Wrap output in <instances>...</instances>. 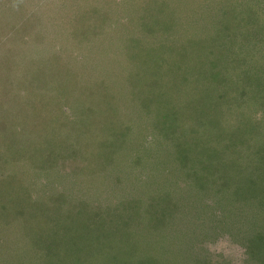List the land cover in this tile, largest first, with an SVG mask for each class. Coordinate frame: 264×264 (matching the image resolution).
I'll return each instance as SVG.
<instances>
[{"label": "rangeland", "instance_id": "1", "mask_svg": "<svg viewBox=\"0 0 264 264\" xmlns=\"http://www.w3.org/2000/svg\"><path fill=\"white\" fill-rule=\"evenodd\" d=\"M219 1L226 3L225 8L219 4ZM160 3H162L160 7L163 8L166 5L168 10L169 8L175 10V7L179 5L183 9V13L185 12L183 14L181 11V14L186 16L190 13V19L184 18V22L189 23L188 20H190L193 22L191 24L194 26L193 29L197 28V30L202 25L201 33L206 34L208 32L213 37L217 35L216 26L227 20V12L233 8H237L236 11L243 10L245 16L239 21V27L233 29L234 33L236 35L242 34L241 32H244L245 29L251 33L241 36L239 40L235 39L238 44L235 45L236 47L231 44L228 47L230 54L226 53L225 55H235L233 56L234 64L238 71H244L246 67L249 69L250 75L254 74L257 76V81L259 78L264 83V0H0V6L5 10V13L0 12V69H2L3 63L8 66L7 61L12 60L8 58L10 51L17 53L15 66L11 70L4 69L0 74V80H3L4 83V85H0V102L4 103L0 115H6L11 122L20 123L21 118L14 119L12 116L15 115L17 107H24L23 109L27 110L28 113L30 112L29 122L32 124L36 118L39 120L41 115L36 114L37 116H34L33 112L31 114L32 105L39 102L38 106L41 107L40 111L43 115H50L54 119L62 116L59 121H66V124L70 122V127L79 126L83 130L81 132L83 134L85 132L84 124L93 117L92 115H95L94 111L99 110V98L100 94H103L109 99H118L122 118L116 116L117 118H113V121L116 126L127 128L131 137L135 139L133 144H130L128 135L122 138L126 139L124 145L128 147L126 150L122 149L126 153V155H122L124 157L122 169L112 166V160H109V164L103 158L102 160L107 162L98 161L102 154L99 151L110 143V141L103 139L105 134L113 142L118 140V132H115L114 126H104L100 122V124L98 123L99 127L96 125L91 127L93 129L91 131L96 132V134H93L90 139L87 138L86 141H83L84 135H82L81 139L73 140V145L77 144L79 150L77 155L68 161L67 166L64 165L67 167L65 173L68 174L63 176L64 179H62V175L50 179L47 172L43 173L35 165L34 167L26 166L27 172L23 174L21 166L12 169L6 164L0 171L4 170L6 174H14L16 177L12 178L14 180L12 185L9 183L0 185V264H54L59 261L60 259L55 254L61 249L52 250V254L46 250L48 244L56 241L55 239L65 242L62 234H57L58 237H56V234L49 232L48 224L52 223L48 220L50 214L53 220H60L66 214L70 220L76 219L75 223L81 222L80 235L77 233L76 244H74L75 255H77V247L79 246L83 249L82 252H86V254L89 253L88 248L96 249L98 233L94 228L92 230L89 226L83 227L82 225V223L85 222L86 224L90 221L89 201L96 205L99 214H106L112 210L117 215L116 220L118 218L120 221L121 216H123L122 221L127 222L130 225L129 228L134 229L136 226L147 228L146 225L150 216L147 217L146 214L148 213L142 207L152 201L156 207L161 202L162 194L160 191L164 192V189L170 191L172 197L177 200L176 207L166 209V213L170 214L172 218L171 222L176 219L177 225L171 224L174 229L168 225L166 234H171L164 242L156 245L154 241L150 244L153 243L155 246L147 247L141 244L138 245L139 248H136L137 245L132 246L130 242L132 239L136 241L135 234H128V244L132 248L128 253L120 254V262L118 258L117 262L113 259L108 263L102 254L97 253L94 262L91 256H87L80 258L79 264H125L123 262L130 264L131 261L142 263L137 258L144 257L145 251L151 256H155V259L162 264H187L188 261L191 262L195 258L196 252L208 258L212 264H264L258 254L260 250L263 251L264 242L256 245L259 251L249 245L253 236L264 237V198L258 196V189L254 194L247 195L245 199L236 197L235 192L231 189L223 192V188H220L218 189L221 190L220 193L217 192V187L222 183V180L227 179L228 183L233 180L223 166L217 167V169L225 170L223 171V178H218L216 174L214 177L206 178L205 182L208 187L201 192L197 190L194 181H187L185 176L166 177L167 173H163L161 169L166 166L171 167V163L175 165V162L169 160H175L174 155L178 154L180 149H186V144L190 145L192 141H195L193 135L190 134L191 132L188 131L186 134L185 131L188 127L185 126L180 113L177 114L176 112L178 105L175 103H178L176 101L179 100L170 97L165 99L162 94L153 99L154 104L158 105H161L163 101H169L171 106L166 109V114L170 120V123L168 122L170 126L167 125L166 130L173 127L175 134L174 139L172 137L168 139L166 144L165 142L162 143L164 144L161 145L164 146L163 149H158L161 141L159 136L162 133L161 129L152 122L149 125L148 121L143 124L140 120L137 121L140 108L133 103L134 99L128 101L121 94V83L132 82L131 79H126L129 78L130 71L132 75L136 76L139 83L140 80L148 81L149 79L148 73L140 70L145 66L138 67L143 65L140 63V59L145 57L141 50L155 48L162 41L173 44L177 42L178 34L175 30L170 32L154 31L158 29V26L153 23L157 18L151 9L159 7ZM18 8L20 11H17L16 14H24L21 21L25 22L26 19L28 22L31 21L33 29L25 30L22 27L17 32L11 29L13 25L17 24L14 12ZM146 8L150 9H147L146 12ZM167 17V15L164 16L166 21L168 20ZM157 21L160 22L161 20ZM201 22H206L208 29L212 24L213 26L206 30L205 23ZM38 35L42 37L40 40ZM10 36L13 38L9 39ZM216 44H218V39ZM22 46L24 49L21 48ZM219 49L221 48L218 44L216 47V51H218L215 55L220 52ZM18 51H25V54L20 56ZM49 56L61 61L56 71L61 70L57 76L64 79L62 84L57 83L54 75L56 72L50 70V66L47 64V70L43 74L33 65V58L36 59L39 66H42L41 60H46V57ZM24 57H26L25 60H23ZM234 64L229 62L230 67H228L233 73L236 71ZM238 65L240 67L242 65V68H239ZM151 66L156 68L155 70L161 78L164 66H157L156 64ZM68 70L72 72L71 76L66 74ZM27 74L39 76L36 85L31 82L33 88L26 82ZM44 79L45 81H41ZM256 83L253 82L250 92L255 91ZM93 85L95 87H92ZM90 89L94 94H90ZM235 89L237 90V87ZM233 91L232 93L235 94ZM65 92L68 93L69 99L63 98ZM252 92L250 93L252 99L254 93L255 95L260 94ZM42 98L48 102L53 99H60L66 113H60L56 107L58 105L43 103ZM248 100V96H241L237 103L225 107L221 106L218 110L224 111L225 114H222L224 116H227L226 108H229L228 111H234L233 114H240L242 112L239 104L245 103L243 109L245 116L251 115L249 110L254 111V109L249 107ZM124 101L128 102V110H124ZM181 103L180 109L184 107V103ZM80 104L82 105L80 106ZM12 106H14L13 109H11ZM168 106L169 104L165 103L163 107ZM90 109L92 110L90 111ZM188 110L191 115L193 112L192 105L188 106ZM190 111L192 112L190 113ZM103 114L105 115V113ZM22 115L24 114L20 116ZM43 115L42 120L47 123V118ZM66 115L67 120L65 119ZM80 116L83 121L80 120ZM98 119L102 120L100 117ZM241 123L226 122L232 129H241ZM199 129L200 127L197 131ZM183 132H185L184 135H182ZM154 134L155 138L153 137ZM235 138L241 141V135H236ZM6 139H9L6 134L0 137V143H2L0 144L1 157L8 150ZM200 145L203 143L198 142V146ZM211 146L221 147L218 146V143L213 142ZM255 148L257 147L251 145L241 149V152L250 155L252 151L249 152V150ZM104 152L108 159L112 156L109 150H104ZM95 153H99L96 158ZM252 156L254 159L251 160L256 161V154L252 153ZM194 157L193 155L192 158ZM236 158L237 156H234L231 160ZM202 159H204L203 156ZM94 163L93 168L92 164ZM197 163L199 164V162ZM99 166L112 167L105 177L104 184L98 188V193L102 198L97 202L95 200L97 188L92 186L93 183L88 180L89 177H86L84 183L82 178L74 175V172L78 168H93L95 172L99 170ZM261 170L251 178L247 176L248 180L251 181V187L254 189L256 186L253 183L259 185L260 182L258 181L262 180L264 172ZM96 174L99 175V173ZM2 178L1 175L0 183ZM78 179L80 181H77ZM142 190L143 193H147L146 190L150 193L143 195ZM20 191H24L28 195L26 201L31 204L25 208L23 214H21L19 205H24L27 196L22 197L24 194ZM139 195L145 197L142 199L144 202L141 207L131 203V199L134 197L142 198ZM54 197L59 199L57 204L55 201L52 202ZM30 199L31 203L28 201ZM79 200H82L85 205L79 203ZM132 215L134 216L133 220L131 219ZM103 216L107 217L106 215ZM142 217H144L143 221ZM119 240V237L112 235L108 246L116 247L121 241ZM140 241L142 240L140 239ZM122 244L124 243H120L121 247ZM101 246H97L98 252ZM154 252L155 254H153ZM253 252H255V256ZM63 253L60 252V254L66 255ZM60 254L58 255L60 256ZM132 255L133 257H131ZM109 258H112V255H109Z\"/></svg>", "mask_w": 264, "mask_h": 264}, {"label": "trees", "instance_id": "2", "mask_svg": "<svg viewBox=\"0 0 264 264\" xmlns=\"http://www.w3.org/2000/svg\"><path fill=\"white\" fill-rule=\"evenodd\" d=\"M162 3H160L159 7L151 9L157 20H161L160 22L154 20L153 23H155L159 29H156L154 31L170 32L171 30H175L178 34V38L176 40L177 42L175 43L176 45L172 42L170 43L162 41L159 43V45L156 44L157 46L155 48H152L150 50H141V53H143L142 55H145V57H142L140 59V63L143 65L140 64L141 66L138 67L142 68L145 66V68L139 69L144 73H148L147 77L149 79L148 81L144 79L140 80L139 83L137 82L136 76L132 75L130 71L129 78L126 79H131L132 82L121 83V94L123 95V97L128 99V101L134 99V101L132 100L133 103L140 108L137 121L140 120L141 124L146 123L147 121L148 124L152 122L154 125H158V127L161 129L162 133H160L159 135L161 141L159 143L158 149H163L164 146L161 145L164 144L162 143L165 142L166 144L169 138L171 139L173 137L174 139L175 134L173 127L169 128V130H166L167 125L170 126L168 124V122L170 123V120L166 114V109L171 106L169 101H163L161 102V105H158L156 103L154 104L153 99L157 96H160V94H162L165 99L168 97L173 99L177 98L179 101H176L178 103L175 104L178 105V109H180L181 107V102L184 103V107L180 110L177 109L176 112L177 114L180 113L179 115L182 117V120L184 119L183 121L185 122V126H187L189 129L185 131L186 134H188V131L191 132L190 134L193 135L196 142L192 141L190 145L186 144V149H180L178 151V154L174 155L177 162L174 159L169 160L171 162H175V165L169 162L171 163V167L166 166L161 169L163 173H167L168 176L166 175V177L185 176V179H187V181H194V184L197 186V190L201 192L208 187L207 183L205 182L206 178H209L210 176L214 177L215 174L218 178H223L222 175L223 171L225 170L217 169V167L223 166V168L227 170L226 172L231 175L233 180L231 183H228L227 179L222 180V183L217 187V192L220 193L221 190H218L220 188H223V192H227V189H231L235 192L236 197L245 199L247 195L251 193L254 194L258 189V196L263 199L264 174L262 176V180L258 181L260 182L259 185L253 183V185L256 186L255 189L251 187V181L248 180L247 176L251 178V176H254L261 169V171L264 172V156H262L264 154V94L262 95V93L264 92V83L259 78L257 81V76H255L254 74V76L250 75L249 69H247L246 67L244 68V71H238L237 66H235L234 64L235 61L233 56L235 55H225L226 53L230 54L228 47H230L231 44H233L234 46L238 44L235 39L239 40L241 36L243 37L251 33L250 31H248V29H245V31L241 32L242 34L239 35H236L234 33L233 29L235 27H239V21L242 20V17L244 18L245 16L244 12H242L243 10L236 11L237 8H233L231 9V11L227 12V20L216 26L217 35L213 37V35L209 34L208 32L206 34L204 33L205 35L201 33V31L203 30L202 25L199 30H197V28L193 29L194 26L191 25L193 24V22H191L190 20H188L189 23H186V21L184 22V18L190 19V13H188V15L186 16L183 15L185 12L183 13V9H181L179 5L175 7V10H172V8H169L168 10L166 5L163 8L160 7ZM219 4L222 5L223 8H225L226 3L219 1ZM19 8L14 12L15 18L17 19V24L15 26L13 25L11 29H14V32L19 31L22 27L25 30L33 29V25L30 23L31 21L28 22L27 19L25 20V22L21 21L24 14H16L18 13L17 11H20ZM147 9L150 8H146V12L148 11ZM181 11L183 14H181ZM0 12L5 13V10L1 6ZM165 15L168 16L167 21L164 18ZM249 16L251 17V14H249ZM201 23H205L204 27L206 30H209L213 26L212 24L208 29V25L206 22ZM154 31L151 30V32L153 33ZM33 36L35 37L34 33ZM38 36V39L40 40L42 37L40 35ZM11 38L13 37L10 36L9 39ZM217 39L219 48L221 49H219L220 52L215 55L218 51H216V47H218V44H216ZM21 48L24 49L23 46ZM18 52L20 56L25 54V51H21L22 54L20 51ZM8 58L12 60L7 61L9 63L8 66H6L7 64H2L0 74L2 73V71H4V69L11 70L12 67L15 66L17 53L14 51H10ZM25 58L26 57H24L23 60H25ZM46 58V60H41V64L43 67L39 66L38 62H36V59L33 58L34 67H36V69H39L42 72L41 74H43V72L47 70L46 68L50 66V70L56 72L54 75L56 76L57 83L62 84L64 82V79L57 76L61 73V70L58 69L56 71V68L59 66L61 61L56 60L55 57L49 56ZM229 62L230 64H234V70H236L234 71V73L233 71L230 72V70L228 69V67H230ZM46 64L48 66H46ZM154 64H156L157 66H164V72L162 73L161 78L158 76L155 70L156 68L154 66H151ZM238 67L242 68V65L241 67L238 65ZM71 73L72 72L69 70L66 72V74H68L69 76H71ZM38 77L39 76L35 74L28 75L26 82L29 83L28 85L31 88H33V85L37 84ZM41 77L44 78L43 76ZM178 79L180 80V82ZM41 81H45V79ZM31 82H33V85L31 84ZM228 82L231 83L229 84ZM253 82L256 83V89L254 92L260 94L255 95V93L251 91L252 93H254L252 99L250 90ZM1 84L4 85L3 80H0V85ZM92 87L95 86L93 85ZM235 87H237V90L235 89ZM233 90L235 91V94L232 93ZM90 94H94L91 89ZM241 96L249 97V107L254 109V111L249 110L250 113H252L251 115L247 114V116H245L243 110L245 103L239 104L240 110L242 112L240 114H233L234 111H228L229 108H226L225 112L227 113V116H224L222 115L225 114L224 111L218 110V108L221 106L225 107L229 104L231 105L237 103L238 99H240ZM63 98L65 100L69 99V95L67 92L64 93ZM42 99L43 103H52L55 106L58 105L56 107L57 109H59L58 111L60 113H66L65 110H63L64 108L62 107L60 99H53L50 102L44 100V98ZM108 100L109 102H107ZM124 103V110H128V102L124 101ZM165 103H168L169 106L163 107ZM3 104L4 103L0 102V110L4 108ZM38 104L39 102L32 105L33 110L31 111V114L32 112L34 116H37L36 114H41V119L39 118L38 120V118H36L34 122H32V124L29 122L30 112L28 113L27 110L23 109L24 107H17V109H15V115L12 116L14 119L18 117L21 118L22 121L20 123L11 122L10 119H7L6 115H0V137L3 135L5 136L6 134V136H8L9 138L6 139V146L8 150L5 155L2 156L3 158L0 156V170H2L6 164L8 165V167L11 166L12 169L21 166L23 168L22 172L24 174L25 172H27L25 169L26 166L34 167L35 165V167L40 169L43 173L47 172V176H49L50 179L56 176L61 177V175L62 179H64L63 176L68 175L67 173H65L68 161H71L70 159H72V157H75L77 155V151L79 150L77 148V144L73 145V140L78 138L81 139L82 135H84L83 141H86L87 138L90 139L93 134H96V132L91 131L93 130L91 127L93 125L99 127V122L104 126H114V128L116 129L115 132H118V140H115L113 142V140H109L105 134L103 139L105 141H110V143L107 146L105 145L106 147L99 151L102 154L100 155L101 158L98 159V161L102 160L103 158L106 159L109 164V160H112V166L117 169L123 168L124 157H122V155L124 156L126 155V153H124V150L122 151V149L126 150L128 147L124 145L126 139L122 138L125 135H128L130 144H133V140L135 139L131 137L127 128L125 129L123 126H121L120 128L119 126H116L113 121V118H117L116 116L121 117V106L118 99H109L105 95L103 96V94H100L99 110L94 111L95 115H92L93 117H91L89 121L84 124L85 132H83V134L81 133L83 130L80 129L79 126L70 127V122L66 124V121H64L65 123L59 121V118H61L62 116H58L57 119H54V117L50 115H43V113H41L40 111L41 107H39ZM81 105L82 104H80V106ZM189 105H192L193 107V112L190 111V113L192 112L193 116L192 114H189ZM13 108L14 106L11 107V109ZM91 110L92 109H90V111ZM103 113H105V115ZM107 113L114 115H110ZM21 114L24 115L20 116ZM42 115L47 118L46 121L48 124L42 120ZM66 117L67 115L65 116V119ZM99 117L102 118V120H99ZM80 120L83 121L81 116ZM230 121L234 123L242 122L240 126L241 129H232L226 124V122ZM174 123L178 124L176 122ZM199 127L200 129L199 131H197ZM185 132H183L182 135H184ZM236 135H241V141L235 138ZM153 137L155 138V134L153 135ZM198 142H202L203 145L198 146ZM212 142L218 143V146L221 147L211 146ZM251 145L257 147L255 149L249 150V152L252 151L253 154H256V161L251 160L254 159L252 153L249 155V153L244 154V152H241V149L248 148ZM104 150L110 151L112 156H110L109 159L106 157V153L104 152ZM195 151L197 152L195 153ZM98 154L95 153V158ZM193 155L195 156L194 158H192ZM202 156L204 157V159H202ZM234 156H237V158L231 160V158H233ZM72 162L75 161L72 160ZM197 162H199V164ZM65 164L66 166L64 167ZM93 165L95 166V163L92 164V166ZM106 166H99V170L101 169V171L97 170L95 172L93 171V168L75 169L73 167L76 170L74 172V175L76 177L82 178L83 182L85 183V179L88 176V180L93 183L92 186L97 188V190L95 191V200H97V202L102 198L98 193V188L102 187L105 177L107 174H109L110 167H112ZM177 171L179 172L178 174L176 173ZM0 173V176H3V178L1 179L2 182L0 183L1 186H3V184L5 185L6 183H9V185H12L14 183L13 179L14 177H16L14 174H6L4 170L2 172L0 171ZM96 173H99V175ZM77 181H80V179H78ZM232 184L233 186H230ZM20 192L24 194L22 195V197L27 196L23 203L24 205H19L22 212L21 214H23V212L25 213V208L28 207V205L30 206L31 204L27 203L26 201L28 199V195L24 193V191ZM146 192L147 193H143V190L141 191L143 195L150 193L147 190ZM160 193L162 194V198L160 199L161 202H159V204L157 203L158 205L156 207L155 204H153L154 201H152L153 203L150 202L148 205H143L142 203L144 201L142 199H144L145 197L142 195H139L142 198L137 199L136 197H134V199H131L132 204L139 205V207L143 205L142 208L148 213L146 214L148 215L147 217L149 218L150 216V218L148 219L149 221L146 225L147 228H144L143 226H136L134 227V229L129 228L130 225L127 222L122 221L124 219L123 216H121L120 221L118 218L116 220L117 215L112 210H109L108 212H106V214H99V209L96 208V205L89 201L91 208L89 212L90 221L86 224L83 221L84 224L82 223V225L83 227L89 226L92 230L95 229V231L98 233L99 238L96 241V249L88 248V254H86V252H82L83 249L80 246L77 247L76 245L77 255H75L74 244H76L77 233L78 235H80L79 231L81 230V222L79 221L75 223L74 221L76 219L72 218L70 220L68 215L66 214L64 215L65 218L62 216L60 220H53L50 214L48 220L52 223L48 224L49 232L56 235L62 234L64 236L63 238H65V242L55 239L56 241H53L51 244L49 243L46 247V250L49 254H52V250L61 249L55 254V256H57L60 260L54 264H79L80 258L87 256H91V259L93 258L94 262V258L97 257V253L102 254V256H104V260H107L108 263H110L109 261L113 259L117 262L120 254L125 252L128 253L132 248L128 244V234H135L136 241L133 239L129 240L132 246L137 245L136 248H139L138 245L141 244L148 247L155 246L154 244L159 245L161 242H164L171 234H166L168 225H171L172 223H175V225H177L176 219L174 220V222H171L172 218L170 214L166 213V209H168L169 207H176L177 200L172 197V194L167 189H164V192L160 191ZM149 196L151 195L149 194ZM28 201L31 203V199ZM53 201H55L57 204L59 199L54 197L52 199V202ZM79 203L85 205L82 200H79ZM60 207L62 208V205H60ZM103 215H106L107 217H104ZM131 219H134L133 215L131 216ZM143 219L144 217H142V221ZM171 227L173 228L172 225ZM112 235H116L121 240H119L120 242L117 244L118 246L116 245L117 248L111 247L110 245L108 246L109 240ZM56 237H58V235ZM140 239L142 241L144 240L143 243L142 241H140ZM154 241V244H150ZM121 242L124 243L122 244V247L120 246ZM262 242H264V237L253 236V238H251L249 241V245L250 247L252 245V248L254 249L257 247L256 245H258V243L262 244ZM98 244L100 246L105 245L103 247H100L99 252L97 249V246H99ZM126 244L128 245L126 246ZM256 249L257 251H259V248ZM60 252H64L63 254L66 255H62L60 254ZM145 252L146 255L144 257L137 258L138 260H141L142 263L131 261L130 264H162L159 262V260L155 259V256H151L147 253V251ZM58 254H60V256ZM153 254H155V252ZM258 254L261 261L264 262V247L263 251L260 250ZM109 255H112V258H109ZM253 255H256L255 252H253ZM131 257H133V255ZM194 257L195 258L191 260V262L188 261L187 264H212L208 258L200 255V253L196 252V255ZM118 261L120 262L121 258H119ZM123 263L128 264V262Z\"/></svg>", "mask_w": 264, "mask_h": 264}]
</instances>
